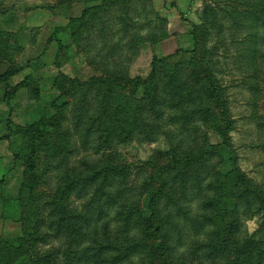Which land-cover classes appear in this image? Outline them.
<instances>
[{
	"label": "rangeland",
	"instance_id": "obj_1",
	"mask_svg": "<svg viewBox=\"0 0 264 264\" xmlns=\"http://www.w3.org/2000/svg\"><path fill=\"white\" fill-rule=\"evenodd\" d=\"M195 143L203 191L169 186L153 218L173 262L233 260L185 254L230 223L241 264H264V0H0V264H125L116 239L145 229L159 169Z\"/></svg>",
	"mask_w": 264,
	"mask_h": 264
},
{
	"label": "trees",
	"instance_id": "obj_2",
	"mask_svg": "<svg viewBox=\"0 0 264 264\" xmlns=\"http://www.w3.org/2000/svg\"><path fill=\"white\" fill-rule=\"evenodd\" d=\"M85 14H82L81 19H84ZM210 89L214 91V101L217 104V108L220 114V121L221 124L217 125L213 128V131L218 135L222 140L225 139V135L228 131H230L231 121L226 118V114L223 108V101L222 99L216 95L217 89L211 84L210 81ZM225 143V142H223ZM198 144L195 143L194 145L190 146L186 151L182 153V155H178L177 153H173V156L169 159L168 167L161 168L158 171L155 179L157 183L155 184L154 188L151 189V193L149 194L148 199V208L150 210V218L149 221L144 224L145 229L143 226L140 229H134L131 231L130 234L127 232L122 238L116 239V242L124 241L125 245L123 249L120 251V256L126 260L125 264H181L178 261L173 262V255L171 253L174 252V255L177 254L176 252L179 251V248L176 247V242L173 240V236L171 232L167 229L164 233H162L159 227H167L164 224V217L161 218L160 223L155 222L153 225V218L160 215V205L164 206L166 203L165 199H167L166 190L170 186L171 189L176 188L178 193H189V191L194 192L195 196L199 197L200 192L203 191L204 187L202 185V177L201 171L204 165L205 158L209 156V151L206 149H198ZM37 148H31V153L28 159L31 161L29 162V175H30V182L36 179L35 174V167L33 164V156L34 153L37 151ZM172 163V164H171ZM170 166V167H169ZM181 171L185 174L191 173V171L195 170V176L192 172V177H183L179 178V181L172 179V182L169 184L167 180V176L172 174L173 172ZM249 183V182H248ZM221 187V186H220ZM29 192H32V187H28ZM243 195L248 197L249 192L247 188L244 186ZM224 198L223 195L219 197V207H221L220 201ZM261 200V199H260ZM261 203L263 201L261 200ZM227 210L222 206V211ZM146 222V221H144ZM131 227H140L138 224L133 225ZM230 230V223H225L224 228L221 230V237L218 240L212 241L210 239L200 242L194 241L187 245L186 248V255L187 257L192 258L196 254H206L209 258L214 256L218 251V247H224L225 245H238L235 251V258L233 260H227L225 264H241V253L243 252V248L245 247L244 254L248 258H251V251L248 250L245 242L242 245L241 241L238 239V244L236 243V239L231 236ZM153 234L154 240L148 239L147 233ZM156 238L158 241H156ZM19 242H22L19 240ZM122 246L119 244L118 247ZM176 247V248H174ZM116 248L113 245H110V249L113 250ZM262 251H257L256 256L259 255ZM130 255H136V260L131 262V259H128ZM264 255V254H263ZM262 255V257H263ZM261 257V259H262ZM245 260V259H244ZM245 262V261H244Z\"/></svg>",
	"mask_w": 264,
	"mask_h": 264
}]
</instances>
